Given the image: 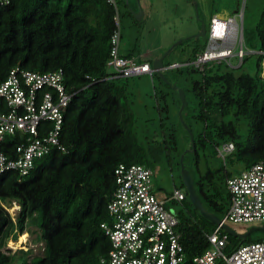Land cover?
Returning <instances> with one entry per match:
<instances>
[{
    "label": "trees",
    "instance_id": "1",
    "mask_svg": "<svg viewBox=\"0 0 264 264\" xmlns=\"http://www.w3.org/2000/svg\"><path fill=\"white\" fill-rule=\"evenodd\" d=\"M116 10V0H10L0 5V82L17 66L36 72L62 69L67 90L74 93L60 134L64 149L54 147L21 180L18 171L0 174V264H102L101 258L108 256L111 242L101 224L111 220L108 204L116 189L115 169L120 163L153 167L164 156L169 162L175 159L180 163L188 148L184 162H190L187 154L193 155L197 193L204 206L220 217L231 203L229 178L264 159V3L254 26L243 28L245 47L258 52L246 51L240 64L227 63L225 70H215V64L210 62L200 70L191 62L206 49L207 34L204 44L194 47L184 61L189 64L176 68L181 73H201L200 78L191 80L190 87L197 100L193 119L200 124L196 133L190 126L193 137L187 130L191 148L175 134L173 123L171 135L166 136L163 117L160 134L159 130L154 131L144 137L146 141L140 137L135 101L129 99L128 79L133 76L115 75L107 66L111 36L117 27ZM218 12L219 8L213 6L212 16ZM121 39L122 31L120 46ZM121 54L139 63L147 61L138 50ZM253 55L256 61L251 71L246 64ZM154 77L169 87L174 83L180 87L179 82L165 74L163 79L154 72L152 81ZM156 88L154 85L158 110L168 112L170 93ZM185 109L186 106L182 114ZM17 142L15 137H9L4 150L13 154L12 146ZM225 142H233L235 148L223 159V165L213 168L206 164L201 168L208 147L218 155L217 147ZM185 193L180 202L187 211H176L191 263L195 255L209 248L207 234L216 224L202 217L186 188ZM12 202L20 208L16 220L3 205ZM27 225L37 228L34 233L36 240L44 244V254L29 259L31 250L4 252L7 241L17 239ZM247 239L235 240L229 235L225 251L229 253L243 243L253 242Z\"/></svg>",
    "mask_w": 264,
    "mask_h": 264
},
{
    "label": "built area",
    "instance_id": "2",
    "mask_svg": "<svg viewBox=\"0 0 264 264\" xmlns=\"http://www.w3.org/2000/svg\"><path fill=\"white\" fill-rule=\"evenodd\" d=\"M115 3V0H109ZM10 0H0V5ZM241 18V23L240 19ZM242 13L221 17L214 14L206 29V49L192 61L200 70L211 61L245 54ZM107 66L115 75L130 77L153 75L150 62H137L121 54V26L116 14ZM188 63L172 62L167 68ZM240 64V63H239ZM74 93L67 90L62 69L36 72L19 66L0 82V174L18 171L20 180L36 167L37 160L60 143L65 111ZM42 132V134H41ZM9 137L18 140L13 154L4 150ZM235 148L233 142L217 147L226 159ZM116 189L108 204L111 216L101 226L110 238L111 249L102 264H264V240L243 243L231 252L229 232L224 224L264 222V159L229 178L231 203L226 215L208 233L210 246L188 263L179 229V217L167 199L154 192L153 169L145 164L120 163L115 169ZM186 193L174 188L169 200L181 201Z\"/></svg>",
    "mask_w": 264,
    "mask_h": 264
},
{
    "label": "rangeland",
    "instance_id": "3",
    "mask_svg": "<svg viewBox=\"0 0 264 264\" xmlns=\"http://www.w3.org/2000/svg\"><path fill=\"white\" fill-rule=\"evenodd\" d=\"M117 3V13L119 15V21L122 31V39H121V50L122 52H129L134 49L135 45L140 46L141 50L151 49L156 54L157 52L162 53L165 52L168 56L167 62L172 60H179L180 63H184L187 59L186 57H190L192 47L202 46L206 41L207 36L204 37H196V34L200 31V26L202 25V20L210 27V22L212 18L211 11L203 10L202 8L196 7V4L192 6L191 4V17L187 16L186 8L183 6V1L179 0H152V3H157L156 10L153 11V17L147 18L137 24L135 19L137 17L134 13L138 10L135 8H129L126 4V0H116ZM264 0H214L212 6L218 7L220 12L216 13L219 16H228L229 14H234L235 12L242 13L243 15V28L245 26L246 29H251L256 23L258 16L260 14V10L263 7ZM201 4V3H200ZM135 6V5H133ZM246 7V9H245ZM198 8V9H197ZM159 9L161 11H159ZM162 12V14H160ZM164 15V18L163 16ZM240 23H241V18ZM191 20V21H189ZM140 36V41L136 44V40ZM208 41V40H207ZM142 46V47H141ZM164 48V49H163ZM245 51L248 53H256L257 49L249 48L247 45L245 47ZM171 50L170 52H168ZM168 52V53H167ZM246 53V52H245ZM187 55V56H185ZM223 63L219 61H211L210 64H215V70L220 68V70H225L227 68V63L231 66H237L241 59L239 56L228 57ZM256 61V56L253 57L247 62L246 68L248 70L254 69V63ZM184 65V64H183ZM165 75L173 80L174 82H179L180 89H186L187 94V105L184 110L182 116L180 115V110L183 104L180 89H177L174 84L169 87L167 84L160 83L157 77H154V81L152 76L147 74L137 75L130 77L129 83V99L134 100V109L137 113L138 117V126L140 132V137H142L143 141H146L144 138L146 135H153L154 131L159 130L160 134V121L161 117H163V121L166 122L165 134L166 136H170L173 131L171 129L172 123L175 124L176 127V135L181 136L184 142H188L187 139V130L190 133V137H192V129L196 131L200 128V124H197L193 119V114L197 112V100L195 99L190 87L191 80L193 78H200V72H179L176 68H167L164 70ZM164 79V77H162ZM127 81V80H125ZM167 82H169L167 80ZM154 85L157 87L156 89H163L164 91H169L170 96L168 98V103L170 104V109L167 112L163 110L161 113L157 107L156 97L154 96ZM174 91H173V90ZM177 91V92H176ZM176 98L177 101L174 102L172 98ZM162 105H164V101L160 100ZM160 113V114H159ZM170 115L169 117H166ZM192 127V129L190 128ZM191 130V131H190ZM163 134V133H162ZM193 143H187V146L191 148ZM186 150V149H185ZM183 152L180 158L183 159ZM207 156L205 159L202 158L201 168H204L206 164L211 165L213 168L220 167L223 165L224 160L221 156L213 153V149L211 146L206 150ZM188 155V164L187 168L190 170L192 175L195 176V179L198 178L197 171L195 166L192 165L191 159L193 155ZM180 161V160H179ZM153 179H154V192L165 199H167V206H172L178 212L184 211L187 209L182 205L180 201L174 202L169 200L170 195L174 191L175 186H181L185 191V184L183 185V179L181 176V165L176 162L175 159L172 162H169L167 157H163L162 160L156 161L153 164ZM228 168L232 169V167L228 164ZM239 169L242 166L238 167ZM231 202V200H230ZM5 209L10 213L11 217L16 220L17 215L19 213V205L17 202H12L10 204L3 203ZM192 208V206H189ZM209 208V207H208ZM193 211V210H192ZM195 213V212H194ZM227 213V212H226ZM226 213H222L220 219L226 215ZM197 217L201 216L199 214ZM203 217V216H202ZM199 218L201 224H203L202 219ZM205 218V217H204ZM205 220H208L205 218ZM210 221V220H208ZM211 222V221H210ZM214 223V222H213ZM264 222H250V223H233L229 222L228 225L232 227L238 233H244L249 231V229L253 226H261ZM37 229L35 226L27 225L24 232L27 233V240L21 244L19 243L20 235L17 239H9L6 245L3 247V251L6 253H18L19 251L25 253L31 250L28 254V258L31 259L35 255H43L44 254V244L41 241L36 240V234L34 230ZM232 237L237 240V238H242L238 236L232 235ZM255 241V240H264V230H254L247 237L242 238L243 240ZM227 252V251H225Z\"/></svg>",
    "mask_w": 264,
    "mask_h": 264
},
{
    "label": "water",
    "instance_id": "4",
    "mask_svg": "<svg viewBox=\"0 0 264 264\" xmlns=\"http://www.w3.org/2000/svg\"><path fill=\"white\" fill-rule=\"evenodd\" d=\"M141 9L134 13L135 16L140 19L141 17ZM242 15H244V11H242ZM242 22H243V18H242ZM243 27V24H242ZM206 23L203 22L200 28V31L196 34V37H204L206 35ZM152 68L153 70H155L161 77H164L163 74V70L165 69V65L163 63V58H157L153 61L152 63ZM175 87H177L178 89H180L176 84H174ZM180 95L183 101L181 110H180V115L182 116V111L185 108L186 104H187V99H186V94L185 91L183 89H180ZM192 133V132H191ZM193 137V135H192ZM181 176L183 179V182L185 184V187L188 191V196L189 199L191 200V202L193 203V205L199 209V211L201 212L202 216H204L205 218L211 220L212 222H214L215 224H219L221 222L220 217L209 211L203 204L201 197L199 196V194L197 193L195 184H194V177L192 175V173L190 172V170L186 167V165L183 163V159L181 158ZM224 229L229 232L231 235L234 236H238V237H242L245 238L247 237L251 232H253L254 230H264V223L263 225H259V226H253L249 229V231L244 232V233H238L236 232L232 227H230L228 224H224Z\"/></svg>",
    "mask_w": 264,
    "mask_h": 264
},
{
    "label": "crops",
    "instance_id": "5",
    "mask_svg": "<svg viewBox=\"0 0 264 264\" xmlns=\"http://www.w3.org/2000/svg\"><path fill=\"white\" fill-rule=\"evenodd\" d=\"M181 1H183V6H184V8H186L185 11L187 12V16L188 17H191V12H190L191 11V4H192V6H194V4H196V7L202 8L203 10H207L209 12L211 11V14H212V10H213L212 3L214 2V0H181ZM126 4H127V6L129 8H135L136 7V9L138 11L141 9V11H142L141 12V16H140L141 18L140 19L137 18V20L140 21V22L143 21V20H146L149 17L152 18L153 17V11L156 10L154 8H157V3H155V7H154V3H152V0H126ZM133 5H135V6H133ZM159 11H161V10L159 9ZM238 13L239 12H237L236 14H233V15H237ZM160 14H162V12ZM231 15L232 14H229L228 16H231ZM162 16L164 18V15H162ZM221 17H224V16H221ZM189 21H191V20H189ZM203 22H204V20H202V23ZM200 28H201V26H200ZM136 41H137L136 42V44H137L140 40L137 39ZM194 47H192V50L190 51V53H192ZM134 50L135 51L138 50L139 51V55L141 57L147 59V61L150 62L151 65H152V63H153V61L155 59L162 57L163 58V63L165 65V69H167L168 65L171 64L172 62H181L179 60H172L170 62L169 61L167 62V58H168L167 56L168 55L165 52H162V53L157 52L155 54L152 51L153 54L151 55V49L141 50L139 45L138 46L135 45ZM170 51L171 50H169L168 52H170ZM124 53H127V52H124ZM185 56H187V55H185ZM186 58L187 59L185 61H187L189 57H186ZM164 70H163V72H165ZM154 72L157 73L155 70L153 71V73ZM163 74H165V73H163Z\"/></svg>",
    "mask_w": 264,
    "mask_h": 264
},
{
    "label": "bare ground",
    "instance_id": "6",
    "mask_svg": "<svg viewBox=\"0 0 264 264\" xmlns=\"http://www.w3.org/2000/svg\"><path fill=\"white\" fill-rule=\"evenodd\" d=\"M27 236L28 235H27L26 232L21 233L20 240H19V243L18 244H21V243L25 242L27 240Z\"/></svg>",
    "mask_w": 264,
    "mask_h": 264
},
{
    "label": "flooded vegetation",
    "instance_id": "7",
    "mask_svg": "<svg viewBox=\"0 0 264 264\" xmlns=\"http://www.w3.org/2000/svg\"><path fill=\"white\" fill-rule=\"evenodd\" d=\"M206 27H207V24H206ZM186 150H189L188 148L186 149ZM184 158L185 157H183V163L186 165V163L184 162ZM182 163H181V158H180V165H181Z\"/></svg>",
    "mask_w": 264,
    "mask_h": 264
},
{
    "label": "clouds",
    "instance_id": "8",
    "mask_svg": "<svg viewBox=\"0 0 264 264\" xmlns=\"http://www.w3.org/2000/svg\"><path fill=\"white\" fill-rule=\"evenodd\" d=\"M207 29V28H206Z\"/></svg>",
    "mask_w": 264,
    "mask_h": 264
}]
</instances>
